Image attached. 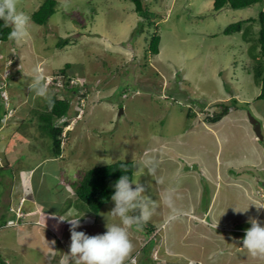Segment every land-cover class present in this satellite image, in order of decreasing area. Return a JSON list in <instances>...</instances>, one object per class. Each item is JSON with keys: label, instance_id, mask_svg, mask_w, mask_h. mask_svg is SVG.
<instances>
[{"label": "rangeland", "instance_id": "obj_1", "mask_svg": "<svg viewBox=\"0 0 264 264\" xmlns=\"http://www.w3.org/2000/svg\"><path fill=\"white\" fill-rule=\"evenodd\" d=\"M44 1L18 0V8L31 16ZM55 1L28 39L0 43L8 99L0 110V264H61L67 219L82 216L76 230L90 236L119 222L111 198L87 213L74 188L86 171L127 161L156 212L130 229L125 264H264L242 245L250 218L264 226V207H256L264 206V101L253 75L259 27L222 33L256 20L260 4L215 12L212 0H145L151 19L129 0ZM156 34L159 53L151 55ZM67 64L66 87L59 79ZM38 76L48 87L42 97L29 88ZM52 96L70 105L53 122L62 127L61 157L42 128ZM213 114H222L216 124L206 120Z\"/></svg>", "mask_w": 264, "mask_h": 264}, {"label": "clouds", "instance_id": "obj_2", "mask_svg": "<svg viewBox=\"0 0 264 264\" xmlns=\"http://www.w3.org/2000/svg\"><path fill=\"white\" fill-rule=\"evenodd\" d=\"M0 21H2L0 26L11 29L10 40L20 43L30 37L31 17L19 10L18 0H0ZM7 73L8 77L10 73ZM29 88L30 91H34L37 96L41 97L45 96L48 91L47 84L39 76L29 84ZM4 90L0 89L1 106L8 103L4 104L3 102L7 99ZM214 116L215 114L208 117L207 122L209 123L208 119ZM218 121L210 123L216 124ZM151 171L152 168L149 167L148 173L151 174ZM113 187L115 191L111 199L115 206L109 213L113 217H118L119 222L106 223L107 231L105 233L90 236L83 231L76 230L82 216L67 219L71 223V243L69 253L65 254L61 264H70V261L73 264H125V261L131 256L134 244L130 238V229L134 225L140 226L147 223L155 214L156 206L150 197L143 194L144 188L139 182H133L129 175H122ZM256 207L259 209L264 206ZM247 210L235 211L246 212ZM249 223L251 227L245 230L242 245L253 256H264V226L256 218H250Z\"/></svg>", "mask_w": 264, "mask_h": 264}, {"label": "trees", "instance_id": "obj_3", "mask_svg": "<svg viewBox=\"0 0 264 264\" xmlns=\"http://www.w3.org/2000/svg\"><path fill=\"white\" fill-rule=\"evenodd\" d=\"M134 5V11L140 17H150L151 19L156 15L152 13L147 3H143L145 0H129ZM264 0H212L213 11L219 12L224 8H229L231 10H240L251 7L256 4H260L261 10L255 19H247L245 21H240L228 25L224 30V35H232L235 33H240L242 27L246 23H257L259 30L257 33V45H259V53L262 57V60L256 62L255 67L253 68V75L255 81L260 85V93L257 97L258 100L264 101V10L262 9ZM58 3L55 0H45L39 8L31 14V21L37 25L45 26L48 23L49 18L55 12ZM2 23V21H0ZM150 23L149 25H153ZM9 27L0 26V43H6L10 41L9 39ZM160 44V36L152 35L149 41V46L147 50L151 55H156L158 53V46ZM59 47V45H58ZM69 65H65L63 70L60 73L62 82L65 81L64 85H68V82L71 81L73 77H70L69 74H66L67 68ZM250 73V71H248ZM66 75V76H64ZM74 90V87H70ZM78 93V92H77ZM69 100L67 99H58L55 96H52L47 101L48 112L46 116L42 118L46 124L43 127L47 128V136L52 140V146L54 150V155L56 157H61V134L62 127L55 126L54 121L61 120L65 118L69 109ZM3 106L0 105V110ZM222 115V114H221ZM221 115H215L212 118H209L208 121L216 122L220 119ZM53 120V121H52ZM133 164L132 162H116L114 164L102 167H95L86 171L81 175L75 184L74 193L75 197L81 204L83 208H86L87 213L97 214L100 208L110 200L114 194V184L115 182L124 174L129 175L132 178L133 175Z\"/></svg>", "mask_w": 264, "mask_h": 264}, {"label": "water", "instance_id": "obj_4", "mask_svg": "<svg viewBox=\"0 0 264 264\" xmlns=\"http://www.w3.org/2000/svg\"><path fill=\"white\" fill-rule=\"evenodd\" d=\"M122 110H120L121 112ZM249 122H250V125L253 126V132L256 136V138L261 141L263 140V135H262V132H261V126L259 124V122L257 120L254 119V117L252 118L251 116H249ZM135 187V186H133Z\"/></svg>", "mask_w": 264, "mask_h": 264}, {"label": "crops", "instance_id": "obj_5", "mask_svg": "<svg viewBox=\"0 0 264 264\" xmlns=\"http://www.w3.org/2000/svg\"><path fill=\"white\" fill-rule=\"evenodd\" d=\"M29 197H30V196H29ZM21 200H24V197H23V196L21 197ZM23 202H24V201H23ZM23 202H22V203H23ZM31 212H32V211H31ZM29 213H30V212H29Z\"/></svg>", "mask_w": 264, "mask_h": 264}]
</instances>
